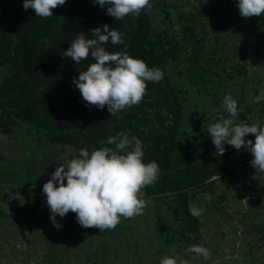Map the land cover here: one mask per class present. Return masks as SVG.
I'll return each instance as SVG.
<instances>
[{
  "label": "trees",
  "instance_id": "obj_1",
  "mask_svg": "<svg viewBox=\"0 0 264 264\" xmlns=\"http://www.w3.org/2000/svg\"><path fill=\"white\" fill-rule=\"evenodd\" d=\"M179 1L172 0L170 5L159 2L152 6L151 14L117 21L106 14V7L101 8L93 0H67L47 19L37 17L32 9L25 11L24 0H0V68L7 71L0 83V132L10 135L12 127L24 123L45 137L46 146L79 153L81 149L99 148L100 141L130 130L145 145L144 162L159 163L160 179L144 189V198L147 204L153 202L156 220L166 224V232H157L158 238L165 235V246H174L178 254L183 247L202 243V222L190 214V203L212 196L222 178H226L225 187L222 185L225 189L234 179L242 180L244 188H248L244 181L247 176L238 177L236 166L242 160L235 158L236 149L225 144L223 154L211 142L207 116L227 95L237 99L238 107L244 105L248 96L244 84L249 78L245 63L258 50L255 24L264 21V14L241 17L238 0H195L191 11H187L192 6L190 2ZM155 12L164 16L162 26L154 20ZM104 24L123 33L125 40L119 45L109 41L104 45L106 50L127 51L163 72L162 80L148 82L139 105L114 116L107 106L103 110L86 106L72 83L95 61L89 58L75 64L70 57L62 56L79 33L83 31L86 38H94L91 30ZM263 37L260 34L257 39ZM241 39L246 43L240 44ZM208 45L210 51L206 50ZM222 57L229 66L221 71L218 65ZM235 76L243 83L239 94L222 84ZM191 93L206 94L213 100L211 107L197 110L194 121L185 112ZM255 106L259 111L245 105L235 123H249L258 115V124L264 126V101ZM222 114L228 118V113ZM250 161L246 159L244 163ZM252 173L256 175V171ZM225 189L220 199L228 201ZM160 205L168 207V214H162ZM139 216L134 219L138 221ZM131 219L126 220L131 223ZM121 229L132 231L133 225ZM86 232L87 236L92 233L90 229ZM132 240L127 239L125 246ZM257 246L249 245L246 264H264L255 257Z\"/></svg>",
  "mask_w": 264,
  "mask_h": 264
},
{
  "label": "rangeland",
  "instance_id": "obj_2",
  "mask_svg": "<svg viewBox=\"0 0 264 264\" xmlns=\"http://www.w3.org/2000/svg\"><path fill=\"white\" fill-rule=\"evenodd\" d=\"M159 2L170 5L172 0H150L152 6ZM182 2L191 3L187 11H191L196 4L195 0H180L178 3ZM221 4L225 5V2ZM153 17L157 25L162 26L164 16L155 12ZM177 27L175 25L174 29ZM254 31L258 50L245 63L249 78L244 86L248 96L244 105L238 107V113H242L245 105L256 109L258 103L255 98L264 91V37L257 39L260 34L264 35V21L256 23ZM239 43L245 44V39ZM210 49L208 45L206 50ZM216 59L215 56V63ZM221 61L218 69L222 71L229 65L224 57ZM6 74V69L0 68V83ZM222 84L236 94L240 93L239 88L243 85L239 76ZM191 95L189 102H186L185 112L194 121L197 110L211 107L213 100L206 94ZM222 104L219 110V106L213 107L214 113L208 114L209 126L224 118ZM255 117L249 121V125L259 123L258 115ZM245 139L255 142L251 134ZM45 143V137L37 133L33 126L20 122L12 127L10 135L0 132V264H160L161 258L165 256L179 257L181 262L187 261L188 264H246L249 245H258L255 257L264 263V180L253 179L255 174L250 177V189L249 186L244 188V182L239 179H234L225 189L226 178H222L217 182L212 196H203L192 203L203 209V214L199 216L202 222L201 245L212 253L210 259L205 260L188 253L185 247L181 248L180 254L176 253L174 246L166 247L165 235L159 240L157 232H164L166 224L156 220L152 201H149L138 221L133 218L128 223L122 218L113 230L101 232L97 228H90L92 233L87 236L86 229L89 228L82 227L77 222L76 214L71 212L64 218L57 216L61 228H55L51 223L43 185L51 178L59 163H66L79 153L72 149L62 152L60 147L46 146ZM235 152V158L242 160L239 164L243 167L246 159H252L245 148ZM246 173L245 168L239 171L238 177L248 176ZM223 189L228 201L220 199ZM159 208L162 214H168L167 206L160 205ZM169 220L174 223L173 216ZM129 225H133L132 231L121 229ZM167 228L172 227L169 225ZM131 238L132 244L125 246L127 239ZM161 245L165 250H162Z\"/></svg>",
  "mask_w": 264,
  "mask_h": 264
},
{
  "label": "clouds",
  "instance_id": "obj_3",
  "mask_svg": "<svg viewBox=\"0 0 264 264\" xmlns=\"http://www.w3.org/2000/svg\"><path fill=\"white\" fill-rule=\"evenodd\" d=\"M66 3L67 0H24L23 8L25 11L32 9L37 17L47 19L54 16V9ZM93 3L106 7V14L117 21L152 12L150 0H93ZM238 9L243 18L261 17L264 0H238ZM91 35L94 38H86L83 31L79 33L62 55L70 57L75 64L89 58L95 61L72 81L86 106H95L100 110L107 106L114 116L139 105L146 95L148 82L163 79L162 70L149 67L145 61L132 57L127 51L106 50L104 45L109 41L113 45L125 44L124 34L107 24L92 29ZM255 99L257 103L264 101V91ZM222 106L229 115L209 126L211 142L223 154L225 144L236 150L247 149L252 157L250 164L256 171L253 179L259 177L264 180V127L246 122L235 123L238 102L231 95L224 97ZM250 134L255 137L254 143L245 139ZM99 143L101 147L91 151L81 149L77 156L66 163H59L43 185L51 223L58 230L61 225L57 216L64 218L70 212L76 214L77 222L84 228H97L101 232L113 230L122 218L143 215L147 206L144 189L154 186L160 179L159 163L155 160L144 162L145 145L130 130ZM189 210L194 217L203 214V209L191 203ZM187 252L205 260L212 255L203 245H190ZM160 264L188 262H181L179 257L165 256Z\"/></svg>",
  "mask_w": 264,
  "mask_h": 264
},
{
  "label": "built area",
  "instance_id": "obj_4",
  "mask_svg": "<svg viewBox=\"0 0 264 264\" xmlns=\"http://www.w3.org/2000/svg\"><path fill=\"white\" fill-rule=\"evenodd\" d=\"M244 166L245 167H243V165L239 164L236 167V170L241 171V170L246 168L247 169V173L246 174L248 175L246 178H248V177L250 178V177L254 176L252 171H255V169L251 166L250 162L244 163Z\"/></svg>",
  "mask_w": 264,
  "mask_h": 264
},
{
  "label": "water",
  "instance_id": "obj_5",
  "mask_svg": "<svg viewBox=\"0 0 264 264\" xmlns=\"http://www.w3.org/2000/svg\"><path fill=\"white\" fill-rule=\"evenodd\" d=\"M246 180H247L246 182H247L248 186L251 187V185H250V183H251V178H247ZM256 180H257V181H260L261 178L257 177Z\"/></svg>",
  "mask_w": 264,
  "mask_h": 264
}]
</instances>
